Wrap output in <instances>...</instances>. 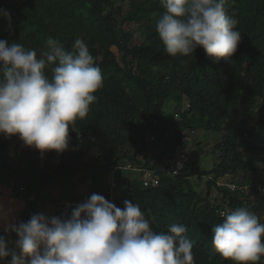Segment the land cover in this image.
<instances>
[{"label": "trees", "instance_id": "16d2710c", "mask_svg": "<svg viewBox=\"0 0 264 264\" xmlns=\"http://www.w3.org/2000/svg\"><path fill=\"white\" fill-rule=\"evenodd\" d=\"M225 8L241 33L231 62H216L202 47L188 56L169 55L156 31L166 11L161 0H0V10L11 17L0 15V39L33 49L39 58L49 38L66 50L81 38L103 77L62 154L50 151L43 159L35 148L19 152L16 136H0V185L27 201L16 222L37 214L41 195L52 187L69 188L75 177L90 176L89 197L100 194L121 209L125 200L138 204L152 230L183 224L195 264H234L212 243L220 213L246 207L264 223V0H227ZM195 116L200 127L184 125ZM196 128L220 134L215 166L187 170L190 157L181 173L164 171ZM19 154L23 163L14 162ZM143 161L158 171L159 185H145ZM206 177V188L199 189ZM226 177L229 182H220Z\"/></svg>", "mask_w": 264, "mask_h": 264}, {"label": "clouds", "instance_id": "9594fccd", "mask_svg": "<svg viewBox=\"0 0 264 264\" xmlns=\"http://www.w3.org/2000/svg\"><path fill=\"white\" fill-rule=\"evenodd\" d=\"M226 3L161 0L166 11L156 20V31L165 51L188 56L202 47L216 62H231L241 33L238 21L226 14ZM0 15L11 21L6 10ZM102 85L101 69L81 38L71 50L49 38L39 58L33 49L0 39V136H18L42 157L62 154L74 122L86 117ZM220 215L223 222L213 227L215 250L234 264H257L264 256V223L246 207ZM4 231L17 237L9 249L7 236H0L6 264H195L183 224L156 232L138 204L125 200L121 209L96 193L70 215L33 214L27 222H8Z\"/></svg>", "mask_w": 264, "mask_h": 264}, {"label": "crops", "instance_id": "0c3cea01", "mask_svg": "<svg viewBox=\"0 0 264 264\" xmlns=\"http://www.w3.org/2000/svg\"><path fill=\"white\" fill-rule=\"evenodd\" d=\"M91 178L90 176H85L81 181H76L74 179L71 187H64L60 186L57 187L54 192L55 196L54 200L49 199V196L42 197L43 199H40L38 201V213L37 214H45L49 217H51L54 213L55 216L58 215V209H57V201L59 199H70L74 202L73 206H76L77 204L83 202L89 197L90 191H91V184L87 181V179ZM109 179V177H108ZM107 179V180H108ZM111 179H109L110 182ZM56 187V186H55ZM0 191H3V193H0V233L5 232L4 228L8 222L15 223L18 219V217L21 214V211H23L26 208L27 201L22 198H17L12 196V189H6L3 188ZM72 206V207H73ZM15 233L13 235H8L7 239H10V245L9 249H12L14 247L12 241L17 239L15 237ZM15 237V238H14ZM11 238H14L13 240ZM11 257H8L7 260H10ZM0 264H6L5 260L0 259Z\"/></svg>", "mask_w": 264, "mask_h": 264}, {"label": "rangeland", "instance_id": "374dc122", "mask_svg": "<svg viewBox=\"0 0 264 264\" xmlns=\"http://www.w3.org/2000/svg\"><path fill=\"white\" fill-rule=\"evenodd\" d=\"M167 112L170 111V105H167L166 107ZM198 117V118H196ZM192 118V117H190ZM184 125H193V126H199L201 125L200 122V118L199 116H195V118H193V120H188V121H184L183 122ZM190 142L189 144H187V153L190 155V157L193 158V164L188 165L187 170L191 169L192 167H197L200 170H209L212 169L215 164L218 161L219 155L218 153L215 152L214 148H215V144L218 141L220 134L219 133H215V132H206L204 129L202 128H196L195 132H190ZM197 142H201V146H199L197 144ZM15 143L19 144V152L21 151L22 147H27L24 145V143L19 139L18 136H16V138L13 141V145H15ZM32 148V147H30ZM47 153L43 155V159L46 158ZM24 161V157L19 155H16V157L14 158V162L15 163H23ZM113 179V173L112 175L109 174L107 175V179ZM108 179V181H109ZM110 180V181H111ZM230 179L229 178H220V182H229ZM111 183V182H110ZM206 183H207V177L202 179L199 185V189L201 188H206ZM60 187V186H54L51 189H49L48 191L44 192L41 197H47L49 196V199L54 200L55 196V190H57L56 188ZM4 188L6 189H11V186L7 185ZM3 189V186L0 185V190ZM216 194V191H214V195ZM43 199V198H41ZM64 200H66V198H64ZM75 206H73L72 208H74ZM52 216H55L54 213ZM59 211H58V215ZM16 237V236H15ZM14 237V238H15ZM14 238H11L12 240ZM10 243V239L8 240ZM10 245V244H9Z\"/></svg>", "mask_w": 264, "mask_h": 264}, {"label": "built area", "instance_id": "2783aa9c", "mask_svg": "<svg viewBox=\"0 0 264 264\" xmlns=\"http://www.w3.org/2000/svg\"><path fill=\"white\" fill-rule=\"evenodd\" d=\"M78 137L81 138L82 134L79 133ZM188 140V137L185 135L182 138V143L179 144V150L177 151L175 157L169 158L166 164H163V170L169 173L178 174L181 173L187 165L190 163L191 158L189 154L187 153V148L182 149V145L186 143ZM143 167L141 168L143 171V181L145 185H159L160 183V175L157 170H153L150 167L145 166L146 162L143 161ZM178 164H181L182 167H178ZM133 163L128 162L126 164V167H132ZM118 166L115 167L117 169ZM77 181H80V177H77ZM89 183H92V180H89ZM231 187H234V185H230ZM259 189L264 190V186H259ZM73 202L70 200H60L57 202V209L59 211L60 216L63 215H70V212L72 210Z\"/></svg>", "mask_w": 264, "mask_h": 264}]
</instances>
